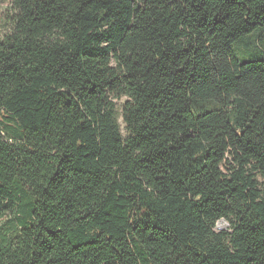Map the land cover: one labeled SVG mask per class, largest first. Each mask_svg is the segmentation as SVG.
Masks as SVG:
<instances>
[{"label": "trees", "instance_id": "obj_1", "mask_svg": "<svg viewBox=\"0 0 264 264\" xmlns=\"http://www.w3.org/2000/svg\"><path fill=\"white\" fill-rule=\"evenodd\" d=\"M0 3V264H264V0Z\"/></svg>", "mask_w": 264, "mask_h": 264}, {"label": "rangeland", "instance_id": "obj_2", "mask_svg": "<svg viewBox=\"0 0 264 264\" xmlns=\"http://www.w3.org/2000/svg\"><path fill=\"white\" fill-rule=\"evenodd\" d=\"M6 3H0V33L3 30V22L5 21L6 18ZM125 99H121V100H116V104H117V108L119 110V112H122V107H123V103H124ZM119 121L121 123V129L123 131V133H125V124L123 122V118L122 116H120ZM229 166L228 163H226V165L224 166V170L226 171V167ZM228 225L225 223V221L221 220L219 222V228H227Z\"/></svg>", "mask_w": 264, "mask_h": 264}]
</instances>
